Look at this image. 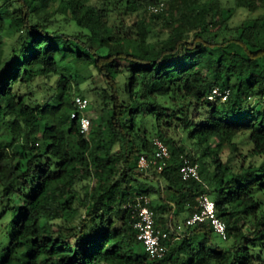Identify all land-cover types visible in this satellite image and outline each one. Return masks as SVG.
<instances>
[{
    "label": "trees",
    "instance_id": "obj_1",
    "mask_svg": "<svg viewBox=\"0 0 264 264\" xmlns=\"http://www.w3.org/2000/svg\"><path fill=\"white\" fill-rule=\"evenodd\" d=\"M159 1L0 0V205L19 213L0 264H264V11L231 21L264 0L150 11ZM87 68L102 83L89 90L96 115L84 133L74 99ZM214 87L229 90L225 101L208 99ZM154 138L169 159L141 171ZM183 157L198 179H182ZM140 194L168 233L160 258L125 208ZM202 194L226 239L208 222L186 225Z\"/></svg>",
    "mask_w": 264,
    "mask_h": 264
},
{
    "label": "built area",
    "instance_id": "obj_2",
    "mask_svg": "<svg viewBox=\"0 0 264 264\" xmlns=\"http://www.w3.org/2000/svg\"><path fill=\"white\" fill-rule=\"evenodd\" d=\"M165 6V2L160 0L156 4H151L149 10L152 12H159ZM229 94L228 89H220L214 87L208 95L209 100L220 99L225 101ZM76 108L82 114L81 128L84 133H88L90 127V117L87 113L89 102L82 96H76L74 99ZM155 145L154 152L151 155L140 154L137 160V167L139 170L148 172L151 169L161 171L169 159L170 153L168 146L159 138H154ZM179 172L182 179H198L199 165L188 157H183ZM151 199L140 194L133 198L132 201L125 205L129 209L134 220L133 226L137 231V239L143 244L145 251L152 258L162 257L166 250V240L168 233L156 226L155 214L150 207ZM208 222L213 231L222 239L227 238L225 223L216 215L214 201L210 199L207 194H202L198 197V207L186 219V225H194L197 223Z\"/></svg>",
    "mask_w": 264,
    "mask_h": 264
},
{
    "label": "rangeland",
    "instance_id": "obj_3",
    "mask_svg": "<svg viewBox=\"0 0 264 264\" xmlns=\"http://www.w3.org/2000/svg\"><path fill=\"white\" fill-rule=\"evenodd\" d=\"M222 1L225 2L226 0H222ZM263 11H264V9L262 8L260 10H257L256 12L248 13L247 11H245L243 9H238L234 13L233 17L231 18L232 24L239 23L240 21L246 19L247 17H254L257 14L262 13ZM57 19H58V22H60V24H64L63 16L57 15ZM65 26H66L67 31L70 32V31L73 30V26H68V25H65ZM262 36L264 37V34H262ZM66 62H67L66 60L65 61H61L60 64L64 65ZM82 73L85 75V77L90 76V75L92 76L89 80H87L86 82L80 84V87L82 89H85V90L87 89L85 91V93H84V95H85L84 98H86L88 100L89 105H90L91 102H92V96H91V93L89 92V90L91 88H93L96 84H101L102 80H101L100 76L97 75V73L94 70H90L88 68L87 69H82ZM69 74H71L72 76L76 77L79 73L71 68L70 71H69ZM54 81H55L54 77L51 78V79H48L47 81H45V82H47V84L45 86L48 87V85H53ZM37 84H38V86H43V80L40 81V82H37ZM87 113L89 114L90 118L94 117L96 115V112L94 110H92V109L89 110V108H88ZM145 126H146V128H150L149 121L146 123ZM215 143L216 142L213 143V146H215ZM242 149H243V151H245L246 147L242 146ZM229 154H230V152L228 150H226L221 155V159L224 161L229 156ZM155 199L159 200L158 197H155L154 200ZM11 207H12V200H5L0 205V251L8 245V243H9V234L11 232L12 221L16 220V218L19 216V213L14 214L12 212ZM75 213H77V212H74V214ZM181 213L182 214L179 215V216H174L173 220H172L173 223H177L179 225V227H181V225L183 223V216L185 214L184 212H181ZM78 215L84 216V213H82V211L79 210ZM75 221H77V217L75 218ZM220 244H221L222 247L227 246V242H225V241H221L220 240Z\"/></svg>",
    "mask_w": 264,
    "mask_h": 264
}]
</instances>
